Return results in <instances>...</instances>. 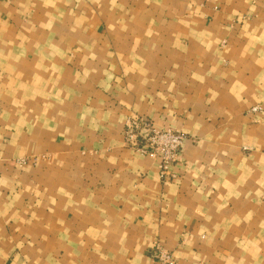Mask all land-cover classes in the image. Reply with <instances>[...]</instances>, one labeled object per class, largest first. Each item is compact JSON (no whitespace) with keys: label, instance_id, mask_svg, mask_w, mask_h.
<instances>
[{"label":"crops","instance_id":"0c3cea01","mask_svg":"<svg viewBox=\"0 0 264 264\" xmlns=\"http://www.w3.org/2000/svg\"><path fill=\"white\" fill-rule=\"evenodd\" d=\"M133 116L186 134L171 177ZM159 246L264 264V0H0V264Z\"/></svg>","mask_w":264,"mask_h":264},{"label":"built area","instance_id":"2783aa9c","mask_svg":"<svg viewBox=\"0 0 264 264\" xmlns=\"http://www.w3.org/2000/svg\"><path fill=\"white\" fill-rule=\"evenodd\" d=\"M126 145L144 157L160 162L162 179L171 177V169L179 163L187 140L184 133L171 129H158L154 122L144 116H133L126 120L124 130ZM25 161L19 164H25ZM160 264H176L173 253L157 248Z\"/></svg>","mask_w":264,"mask_h":264}]
</instances>
